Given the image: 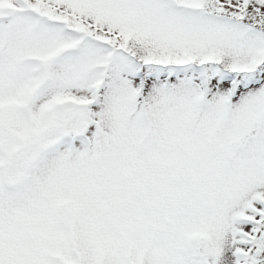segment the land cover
Returning a JSON list of instances; mask_svg holds the SVG:
<instances>
[{
    "label": "snow or ice",
    "instance_id": "6c2138e0",
    "mask_svg": "<svg viewBox=\"0 0 264 264\" xmlns=\"http://www.w3.org/2000/svg\"><path fill=\"white\" fill-rule=\"evenodd\" d=\"M0 264H264V0H0Z\"/></svg>",
    "mask_w": 264,
    "mask_h": 264
}]
</instances>
